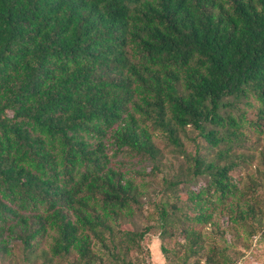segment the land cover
Segmentation results:
<instances>
[{
	"label": "trees",
	"instance_id": "trees-1",
	"mask_svg": "<svg viewBox=\"0 0 264 264\" xmlns=\"http://www.w3.org/2000/svg\"><path fill=\"white\" fill-rule=\"evenodd\" d=\"M263 126L264 0H0V264H145L155 228L165 262L234 264L264 238ZM122 153L163 173L152 223Z\"/></svg>",
	"mask_w": 264,
	"mask_h": 264
},
{
	"label": "rangeland",
	"instance_id": "rangeland-1",
	"mask_svg": "<svg viewBox=\"0 0 264 264\" xmlns=\"http://www.w3.org/2000/svg\"><path fill=\"white\" fill-rule=\"evenodd\" d=\"M241 110H244L248 113L249 116L255 117L252 112H250V107L245 106L241 103ZM263 131L259 137V139L256 141L257 144L254 145V148L252 150L256 151L258 154L261 150L264 149V126L262 127ZM248 128L245 129L246 132H248ZM197 132L188 129L187 130V136H183L184 142L186 144L187 151L194 153L197 146H199L201 151H208L207 149L204 150L203 145L206 146L204 140L197 136ZM253 136V137H252ZM252 139L254 138V135H252ZM246 149V148H242ZM169 160L171 164V168L174 170H178L180 167H183L185 165V157L181 152H175V153H169ZM114 160H118L122 163L125 167H132L133 169H139L144 170L145 174L143 176L139 177L138 181H143L144 183L148 184L147 188V194L144 198V205L142 208V212H137L136 215H134V223L138 225V227L143 226L147 223H152L153 214L152 216H149L150 213L154 212L152 201L158 199L162 196L160 190L162 188V176L163 173H151L150 169L148 168V162L147 161H141L138 162L137 158L133 157L132 154L122 153L117 157H114ZM260 165L262 169H264V166L259 163L258 158L253 162V165ZM241 176L243 180L246 178V174L249 172V167L240 168ZM203 178L200 177L198 179H195L193 182L195 184H198L199 182H202ZM241 183V181H240ZM242 184V183H241ZM149 198L151 200H149ZM170 244V243H169ZM159 245V231L157 228L152 229V231L145 237L144 241L142 242V252L136 251L135 253L138 254L139 258L141 257L145 258L144 263L145 264H172L171 262H165L162 253L158 247ZM149 250V258L146 253V250ZM238 249L242 251V255H240L237 260L234 262V264H264V238H260V235H257L254 237L252 241V245L249 249H246L244 247H241L239 244ZM134 256V254H133Z\"/></svg>",
	"mask_w": 264,
	"mask_h": 264
}]
</instances>
